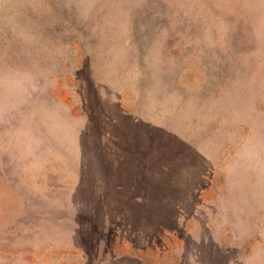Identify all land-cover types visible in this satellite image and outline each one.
Segmentation results:
<instances>
[{"label": "rangeland", "instance_id": "rangeland-1", "mask_svg": "<svg viewBox=\"0 0 264 264\" xmlns=\"http://www.w3.org/2000/svg\"><path fill=\"white\" fill-rule=\"evenodd\" d=\"M0 264H264V0H0Z\"/></svg>", "mask_w": 264, "mask_h": 264}]
</instances>
